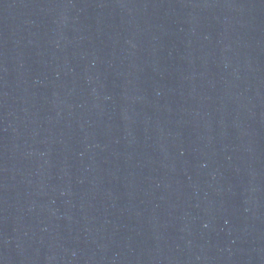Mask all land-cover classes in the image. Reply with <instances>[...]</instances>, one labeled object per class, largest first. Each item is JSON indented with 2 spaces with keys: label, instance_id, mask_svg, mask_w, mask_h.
Returning a JSON list of instances; mask_svg holds the SVG:
<instances>
[{
  "label": "water",
  "instance_id": "obj_1",
  "mask_svg": "<svg viewBox=\"0 0 264 264\" xmlns=\"http://www.w3.org/2000/svg\"><path fill=\"white\" fill-rule=\"evenodd\" d=\"M0 264H264V0H0Z\"/></svg>",
  "mask_w": 264,
  "mask_h": 264
}]
</instances>
